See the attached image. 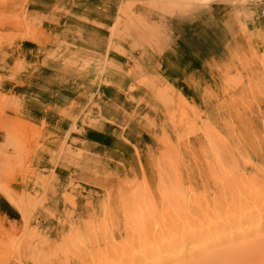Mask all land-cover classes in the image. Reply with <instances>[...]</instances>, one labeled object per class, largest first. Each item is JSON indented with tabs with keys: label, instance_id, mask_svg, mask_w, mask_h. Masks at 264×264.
<instances>
[{
	"label": "rangeland",
	"instance_id": "rangeland-1",
	"mask_svg": "<svg viewBox=\"0 0 264 264\" xmlns=\"http://www.w3.org/2000/svg\"><path fill=\"white\" fill-rule=\"evenodd\" d=\"M58 6L0 0V264H263L264 0Z\"/></svg>",
	"mask_w": 264,
	"mask_h": 264
},
{
	"label": "bare ground",
	"instance_id": "bare-ground-1",
	"mask_svg": "<svg viewBox=\"0 0 264 264\" xmlns=\"http://www.w3.org/2000/svg\"><path fill=\"white\" fill-rule=\"evenodd\" d=\"M222 164V163H221ZM239 175V174H238ZM235 177V176H234ZM233 178V177H232ZM220 180H222L221 178H220ZM227 180V179H226ZM236 180V179H235ZM238 180H240L241 181V179H238ZM244 180V179H243ZM242 180V184H243V181ZM225 181V180H224ZM232 181V179H230V182ZM246 181V180H245ZM250 181V180H249ZM226 182H228V181H226ZM237 182V181H236ZM221 183V182H220ZM224 183V182H223ZM246 183V182H245ZM244 183V184H245ZM252 183V182H251ZM250 184V183H249ZM226 185V184H225ZM231 185H236V183L234 184H232L231 183ZM237 185H238V183H237ZM236 185V186H237ZM247 185V184H246ZM251 185H253V183L251 184ZM217 186V185H216ZM227 186V185H226ZM248 186V185H247ZM247 186H245V187H247ZM257 186V185H256ZM220 187V186H219ZM227 187H229V186H227ZM232 187V186H231ZM230 187V188H231ZM238 187H239V185H238ZM241 187V186H240ZM234 188V187H233ZM232 188V189H233ZM236 188V187H235ZM255 188V187H254ZM226 189V188H225ZM244 189V188H243ZM246 189H248V188H246ZM256 189V188H255ZM227 190V189H226ZM229 190V189H228ZM245 190V189H244ZM249 190H250V187H249ZM231 190H229V192H230ZM251 191V190H250ZM249 191V192H250ZM257 191V190H256ZM262 191H264V189L262 190ZM223 193H224V191H222ZM228 192V191H227ZM236 192V191H235ZM238 192V191H237ZM243 192V191H242ZM245 192V191H244ZM248 192V193H249ZM259 192V191H258ZM257 192V193H258ZM214 193V192H213ZM225 194V193H224ZM227 194V193H226ZM230 194V193H229ZM228 194V195H229ZM233 194V193H232ZM231 194V195H232ZM235 194V193H234ZM233 194V195H234ZM251 194H252V192H251ZM215 195V194H214ZM238 195V194H237ZM249 195V194H248ZM247 195V196H248ZM253 195H257V194H253ZM227 196V195H226ZM230 196V195H229ZM255 196L253 197V198H255ZM260 196V195H259ZM232 197V196H231ZM244 197V196H243ZM252 197V196H251ZM257 198H258V196H257ZM228 199H230V198H228ZM235 199V198H234ZM224 200V199H223ZM226 200V201H225ZM224 201L227 203V199H225ZM259 199H257V201H258ZM235 202H237V201H235ZM165 203H170V201L168 200V201H166ZM222 203V202H221ZM225 203V204H226ZM243 203V202H242ZM259 203V202H258ZM224 204V205H225ZM228 204V203H227ZM255 204V203H254ZM231 205V204H230ZM230 205H228V206H230ZM235 206H236V204H234ZM252 205H253V203H252ZM215 206V205H214ZM238 207V206H237ZM258 207H260V206H258ZM218 208V207H217ZM226 208V207H225ZM231 208H233L232 206H231ZM254 209V208H253ZM234 210V209H233ZM250 210V209H249ZM218 211V210H217ZM226 211H227V209H226ZM230 208H229V213H230ZM248 211V210H247ZM258 211V210H257ZM216 212V211H215ZM224 212V211H223ZM245 212H246V210H245ZM259 212H260V210H259ZM262 212V211H261ZM225 213V212H224ZM228 213V211L225 213V215ZM249 213H251V212H249ZM256 212H254L253 214H255ZM193 214V213H192ZM199 214V213H198ZM223 214V213H222ZM201 215V214H200ZM251 215V214H250ZM218 216V215H217ZM253 216V215H252ZM161 217V216H160ZM197 217V216H196ZM221 217V216H220ZM183 218V217H182ZM219 218V217H218ZM238 218V217H237ZM246 218V217H245ZM249 218V217H248ZM251 218V217H250ZM249 218V219H250ZM162 219V218H161ZM176 219H178L177 217H176ZM224 219V218H223ZM248 219V220H249ZM252 219V218H251ZM244 220V219H243ZM178 220H176V222H177ZM217 221V220H216ZM246 221V220H245ZM245 221H244V223H245ZM179 222V221H178ZM184 222V221H183ZM226 222V221H225ZM230 223H231V220L229 221ZM237 222V221H236ZM239 222V221H238ZM253 222V221H252ZM251 222V223H252ZM169 223V222H168ZM175 223V222H174ZM223 223H224V221H223ZM256 223V222H255ZM171 224H173V223H171ZM170 224V225H171ZM242 224V223H241ZM240 224V225H241ZM247 224H249V223H247ZM258 224V223H257ZM239 225V226H240ZM254 225V224H253ZM173 226V225H172ZM165 229H167V228H165ZM177 231H175V233H176ZM142 233V232H141ZM149 234H152V231L150 232V233H143V235L140 237V233H138V235L137 236H135V235H133V233H131V234H126V237H129L130 238V245L129 246H122V245H120V247L118 248V249H115L114 247H113V244L112 245H106L105 246V248H104V252L103 253H96V254H94L95 255V260H93L92 262H89L88 264H134V263H136L137 261H139V260H141L142 258H143V256H147V257H149L148 256V254H150V253H148V254H146L147 252L145 251V246L143 245V246H141L144 242L146 243V240L147 239H149L150 238V235ZM173 235V234H172ZM171 237V236H170ZM169 237V238H170ZM175 237H173V239H174ZM180 238V237H179ZM236 238V237H235ZM163 239V238H162ZM162 239H159V242H160V240H162ZM167 239V238H166ZM166 239H165V241H166ZM164 240V239H163ZM175 240V239H174ZM175 242V241H174ZM150 243V242H149ZM149 243H146V244H148L149 245ZM161 243H164L165 245H166V243L165 242H161ZM243 243V242H242ZM158 244V243H157ZM167 244H170V243H167ZM171 244H172V241H171ZM258 244V243H257ZM132 245H134L133 247H132ZM151 245V244H150ZM160 245V244H159ZM245 245V244H244ZM147 246V245H146ZM92 247H94V246H92ZM153 247V246H152ZM158 247V246H157ZM160 247V246H159ZM132 248H140V252H139V254L138 255H140V257H138L137 258V255H135V254H132L131 253V250H132ZM147 248V247H146ZM148 248H150V247H148ZM263 248V247H262ZM133 249V250H134ZM97 250V249H96ZM132 250V251H133ZM148 250V249H147ZM152 250H154V249H152ZM156 250H158L157 248H156ZM252 250H254V248L252 249ZM259 250H261V249H259ZM151 252V251H150ZM245 252H247V250L245 251ZM251 252V251H250ZM259 253V252H258ZM103 255L104 256V258L103 259H106V260H102V261H100L99 259H100V255ZM154 254H156V252H154ZM241 254H243V253H241ZM254 254V253H253ZM152 255H153V253H152ZM237 255V254H236ZM100 256V257H99ZM172 256V255H171ZM256 256V255H255ZM174 257V256H173ZM172 257V258H173ZM107 258H109V259H107ZM110 258H111V261H108V260H110ZM146 257H144V259H145ZM153 258V257H152ZM230 258H232V257H230ZM262 258H263V256H262ZM171 259V258H170ZM248 259V258H247ZM257 259V258H256ZM166 260V259H165ZM263 260V259H262ZM141 262V261H140ZM142 262H144V261H142ZM141 262V263H142ZM150 262V261H149ZM227 262H229V261H227ZM247 262H249V261H247ZM262 262V261H261ZM260 262V263H261ZM160 263V262H159ZM137 264V263H136ZM139 264V263H138ZM227 264V263H226ZM231 264V263H230ZM241 264V263H240ZM247 264V263H246ZM256 264V263H255ZM263 264H264V262H263Z\"/></svg>",
	"mask_w": 264,
	"mask_h": 264
},
{
	"label": "crops",
	"instance_id": "crops-1",
	"mask_svg": "<svg viewBox=\"0 0 264 264\" xmlns=\"http://www.w3.org/2000/svg\"><path fill=\"white\" fill-rule=\"evenodd\" d=\"M73 1V0H71ZM64 2L68 3L69 0H32L33 4H37V5H41L43 6V10L45 11V7H46V11H48L49 15H51L52 12V8L55 6V4H58L59 6H61V4H63ZM58 6V11L60 10ZM41 8V7H40ZM43 10H37V11H43ZM43 13L45 14L46 12ZM47 14V13H46ZM60 18V15H59ZM89 141H93L92 139ZM0 206H1V211L8 216L9 218L12 219V217H14L16 215V210L11 206V204L9 202H0Z\"/></svg>",
	"mask_w": 264,
	"mask_h": 264
}]
</instances>
